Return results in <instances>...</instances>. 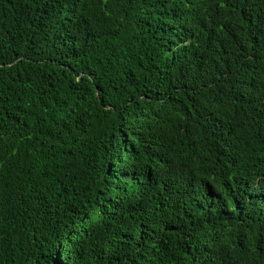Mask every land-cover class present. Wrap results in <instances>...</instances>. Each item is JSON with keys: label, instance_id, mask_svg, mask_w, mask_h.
Instances as JSON below:
<instances>
[{"label": "trees", "instance_id": "1", "mask_svg": "<svg viewBox=\"0 0 264 264\" xmlns=\"http://www.w3.org/2000/svg\"><path fill=\"white\" fill-rule=\"evenodd\" d=\"M0 264H264V0H0Z\"/></svg>", "mask_w": 264, "mask_h": 264}, {"label": "clouds", "instance_id": "2", "mask_svg": "<svg viewBox=\"0 0 264 264\" xmlns=\"http://www.w3.org/2000/svg\"><path fill=\"white\" fill-rule=\"evenodd\" d=\"M125 139H126V140H128V143H130V142H131V140H130V139H128V137H127V136H125ZM123 149L126 151V146H123Z\"/></svg>", "mask_w": 264, "mask_h": 264}]
</instances>
